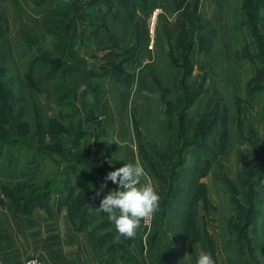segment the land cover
Masks as SVG:
<instances>
[{"label":"rangeland","instance_id":"rangeland-1","mask_svg":"<svg viewBox=\"0 0 264 264\" xmlns=\"http://www.w3.org/2000/svg\"><path fill=\"white\" fill-rule=\"evenodd\" d=\"M107 2L0 0V27L11 48L5 81L18 105L26 91L14 136L24 132L44 152L28 165L34 150L1 146L0 174L7 179L0 184L24 199L50 192L49 204L67 190L65 203L99 207L114 185L108 181L96 195L107 173L139 161L161 196L154 220L174 238L176 258L161 264H196L205 251L217 264H264V52L257 43L258 36L264 43V9L256 36L243 0H148L155 8L148 16L134 3L108 12ZM203 23L208 42L213 38L206 51ZM138 29L143 48L134 63L125 62ZM171 53L189 62L187 74L174 67ZM38 56L61 61L47 65L57 73L41 84L37 120L24 76ZM58 88L72 93L56 103ZM8 125L0 124V135L10 134ZM82 180L92 185L86 198ZM102 216L95 211L90 220L91 228L107 223L97 234H111L99 251L130 246V239L115 240L113 222Z\"/></svg>","mask_w":264,"mask_h":264},{"label":"trees","instance_id":"trees-1","mask_svg":"<svg viewBox=\"0 0 264 264\" xmlns=\"http://www.w3.org/2000/svg\"><path fill=\"white\" fill-rule=\"evenodd\" d=\"M98 1H102V0H94L95 2ZM129 2V4H127ZM136 4L138 7H140L138 10L141 11V13L144 14V16H148L155 8H154V4H150L148 2V0H137V2H132V0H108L107 2V11L111 12L114 8L115 5H119L120 8L122 9H129V5L130 4ZM91 4V3H90ZM93 4H91L92 6ZM243 9H244V13H245V17H246V22L250 25V27L253 29L254 33L256 36H258V24L261 20V11L262 9H264V0H243ZM137 9L134 11V13L136 14ZM120 13V11H119ZM203 25L207 24L203 23L201 24V29H202V37H201V42H200V50L206 51L209 50L213 44V38L212 41L208 42V39L206 38L205 35V28ZM145 26V25H144ZM140 29H138L137 34H136V44L134 46V48L132 49V54L130 55V58H127V60H125V62H130V63H134L137 60V54L142 50L143 48V35L140 33ZM146 34L148 33V29H146ZM5 42V45H4ZM7 34L4 32V30H2V28L0 27V87H3L5 90L4 92L6 93L4 96L0 97V108L2 109V115L3 117L7 120V121H3L2 119H0V124H5V125H10L11 127V132L10 134L6 135V133L8 132V129H5V134L3 133L2 135H0V147L1 146H15L16 144H24L26 149H30V150H34L35 153L33 155V157H29L28 158V165H34L38 162L39 159V154H43L44 152H41L40 148H36L33 146V144L26 140V138L23 136L24 132L17 130L19 134L22 135H18V136H14L15 134V130L19 127V120L24 116L25 114V107L27 106L25 104V100L23 99V97L26 93V91L22 90L20 92L22 99H20V105H18L19 100H17L16 97L13 96V90H12V85L10 82L5 81V78L10 75V69H9V62L11 60V56H9V52L11 50V48L7 47ZM193 43V40L191 42V44ZM258 45L259 48L264 52V43L261 41L260 37L258 36ZM190 44L191 48L192 45ZM173 52V51H171ZM170 58L172 59V62L174 64V67L177 68H185V74H187L189 72V62L186 60V62L184 64H180L178 62V58L176 56H174V53L170 54ZM61 60L59 58H55L54 60H49V58L47 56H38L33 58V60H31L30 66L27 69V72L25 73L24 79H25V84L28 87L27 93H29L31 95L32 98V106H33V111L35 114V117L38 119L41 118V113H40V104L37 101V95L39 93L43 92V88H41V84L44 82V80L46 79H50L53 77L52 74L57 73V70H54L55 67L52 66V68H50L49 70H47V65H58V63ZM129 63V64H130ZM46 64V67H44L43 65ZM149 67V65H148ZM148 78V77H146ZM183 78V77H182ZM124 79V80H122ZM117 80L118 81H123V86L126 88H129L131 85V81H128L126 76L123 75V73H118L117 75ZM26 88V87H25ZM58 92H62L61 95H59L58 97L55 98V102H62L65 100V98L67 96H70L72 92L66 91V90H60L59 88L57 89ZM43 94V93H42ZM24 97V98H25ZM47 97L48 99H52L53 97V93L51 92V90H49L47 92ZM24 100V102H23ZM48 102V101H47ZM50 107H53L52 104H50ZM14 115V117H12ZM8 123V124H7ZM8 125V126H9ZM9 126V127H10ZM21 126V125H20ZM20 129V128H19ZM85 133V132H84ZM12 136H9L11 135ZM34 139V137H33ZM26 141V142H25ZM73 166L76 167V164H74ZM72 168L69 166H66V172H68V169ZM70 170V169H69ZM83 171V175L85 176H90L91 174L87 171L81 170V172ZM65 172V173H66ZM175 174L171 176L172 181H174L175 179ZM92 177V176H91ZM93 178V179H92ZM91 180H93V182L95 181V178L92 177ZM82 187H80L79 191L80 193H82V196L84 198H86V195L88 193V191H90L88 189V187H91L92 185H85V180H82ZM4 187H7L6 184H3L1 186L2 192L7 195L13 202L14 207L17 210H22V211H27L28 207L30 205H42V206H46V205H50L49 201L47 200V196H50L49 194H51L50 192L48 193H44L42 195V193H40V191H38L37 193H34L30 196H27L25 199L23 197H20L18 195H16L14 192H12L11 190H7ZM67 191V190H66ZM66 191H62V196H61V200L64 201V197H67L65 194ZM73 192V189H72ZM71 192V193H72ZM86 193V194H84ZM46 194V195H45ZM54 202V201H53ZM64 204L68 207V211L70 214V217L72 219V221L74 222L75 226L77 228H82L83 226H89L90 225V220L92 219V216L95 212L94 207H97V203L96 202H92L90 205H85V207L83 208H78V205L76 206L73 203V199L71 198L69 200L68 203ZM90 209H92V211H89ZM101 215L105 216L103 218H107L106 213L101 212ZM155 223V220H154ZM104 226H107L106 224H101V225H94L93 228H91V237L93 240V243L95 245V248L97 250V253L100 254L101 257H105V259L109 262V264H115L117 261H121L123 264H138L139 262L137 261L133 250H132V243L134 241V239H130V246H128L127 242H124L122 244H120L119 246L116 245H111V246H116L113 247V249H106L103 248L101 251H99V247L101 245V243L103 242H108V238L111 236V234H106V233H101V234H97V231L99 229H102ZM113 235V234H112ZM113 237V236H112ZM116 237V236H114ZM113 237V238H114ZM122 240V237L120 238ZM170 256L173 258V260L176 258L175 255V248L172 247L171 253L165 256H162L159 258V263L161 264V260H164L165 262L170 261Z\"/></svg>","mask_w":264,"mask_h":264},{"label":"crops","instance_id":"crops-1","mask_svg":"<svg viewBox=\"0 0 264 264\" xmlns=\"http://www.w3.org/2000/svg\"><path fill=\"white\" fill-rule=\"evenodd\" d=\"M5 179L6 175L0 174V180ZM4 181L0 184V257L5 264H24L30 257H39L45 264H109L97 253L91 226L77 228L64 201L59 198L50 205L33 204L27 211L17 210L2 192ZM117 188L114 184L112 190ZM146 231L143 226L141 233L137 232L133 253L138 264H151L150 259L160 264L159 258L171 253L174 238L170 239V232L164 231L158 222Z\"/></svg>","mask_w":264,"mask_h":264},{"label":"clouds","instance_id":"clouds-1","mask_svg":"<svg viewBox=\"0 0 264 264\" xmlns=\"http://www.w3.org/2000/svg\"><path fill=\"white\" fill-rule=\"evenodd\" d=\"M145 95H151L148 92ZM108 181L117 184L118 188L108 191L101 200L99 207H94L96 212H103L114 223L118 242L121 237L134 239L141 222L147 226L148 222L159 211L161 196L158 186L148 179V173L143 165L126 163L124 166L110 171L104 178L99 196L107 188ZM89 211H92L90 209ZM196 264H217L211 252H201Z\"/></svg>","mask_w":264,"mask_h":264},{"label":"built area","instance_id":"built-area-1","mask_svg":"<svg viewBox=\"0 0 264 264\" xmlns=\"http://www.w3.org/2000/svg\"><path fill=\"white\" fill-rule=\"evenodd\" d=\"M156 12V11H155ZM157 13V12H156ZM153 222H154V217L148 222L147 226L144 225V222L142 221L143 223V226L145 228V230H147L146 232H149L152 227H153ZM0 264H5L3 259L0 257ZM24 264H45L43 262V260L39 257H30L28 258Z\"/></svg>","mask_w":264,"mask_h":264}]
</instances>
